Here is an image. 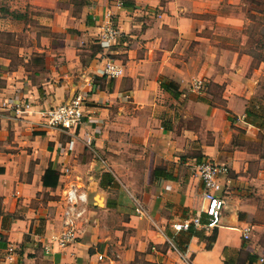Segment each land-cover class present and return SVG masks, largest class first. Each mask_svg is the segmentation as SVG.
Instances as JSON below:
<instances>
[{
    "label": "crops",
    "instance_id": "obj_1",
    "mask_svg": "<svg viewBox=\"0 0 264 264\" xmlns=\"http://www.w3.org/2000/svg\"><path fill=\"white\" fill-rule=\"evenodd\" d=\"M16 2L0 13V264H174L166 236L183 242L194 264H264V57L250 51L264 0ZM108 18L121 35L103 51ZM102 52L123 64L120 76L93 73ZM91 77V119L80 129L93 136L91 148L78 137L68 150L69 136L32 128L9 107L57 105ZM117 139L144 144L143 187L106 151ZM203 157L229 166L220 225L175 232L201 204L192 168ZM49 167L55 186L42 183ZM70 182L87 194L84 231L45 252Z\"/></svg>",
    "mask_w": 264,
    "mask_h": 264
},
{
    "label": "built area",
    "instance_id": "obj_2",
    "mask_svg": "<svg viewBox=\"0 0 264 264\" xmlns=\"http://www.w3.org/2000/svg\"><path fill=\"white\" fill-rule=\"evenodd\" d=\"M120 5V3H118ZM110 14H108V17ZM121 35L119 28L108 18L100 32L98 42L106 51L108 47ZM93 73L103 75L109 78L120 76L123 72V64L116 58L110 57L102 52L97 56L94 64ZM82 87L72 94L68 99L53 106H44L37 110L32 109V103L27 100L9 105L14 111V117L25 120L32 128L41 130H56L69 136L66 148H72L73 140L80 137L84 145L88 148L92 146L93 136L88 131H83L80 135V129L87 125L91 117L88 115V95L95 87L93 78H84ZM201 80H197L199 86ZM8 105V104H7ZM22 112H35L36 118H26L19 115ZM229 166L227 163H219L210 158L203 157L196 162L192 168L193 175L202 183L201 204L198 211L188 218L179 222H174L172 227L175 232L187 230L190 226L200 227L204 230H212L220 225L222 210L225 205L226 186L230 182L228 176ZM67 166H63L60 173L67 174ZM59 195L60 203V226L59 234L53 236L47 245L44 246L45 252H48L53 243L58 246H66L78 241L82 235L86 223L87 194L81 185L76 183H67L62 186ZM201 214L205 215V220H201ZM250 226L242 230V238H249ZM167 249L177 255L174 264H194L192 255L186 248L180 247L173 236H166ZM12 254V249L8 250V256ZM98 254V258H102ZM156 264H165L158 261Z\"/></svg>",
    "mask_w": 264,
    "mask_h": 264
},
{
    "label": "rangeland",
    "instance_id": "obj_3",
    "mask_svg": "<svg viewBox=\"0 0 264 264\" xmlns=\"http://www.w3.org/2000/svg\"><path fill=\"white\" fill-rule=\"evenodd\" d=\"M21 0H17L16 4L20 3ZM19 6V4L17 5ZM11 7V4H9V0H0V13L3 15H6L5 12L11 13L9 10ZM17 9V8H15ZM26 14L37 12L33 9H29V7L25 8ZM20 12V11H19ZM258 23H256L254 30H252L251 33V40L250 44H253L250 47V51L254 55V60H258L260 57H264V18H258ZM9 38L7 36H4V42H7ZM248 49V48H247ZM257 63V61H256ZM255 65V61L252 63L251 66ZM262 82V87L264 88V75L263 78L260 80ZM211 86V85H210ZM212 90L216 89V86H211ZM219 89V88H217ZM264 92V91H263ZM117 143L115 144L114 150H106L109 153H112L113 155L117 157H122V159H117L119 163H122V168L130 169L131 175H129L133 180H135L136 187L140 188L144 185V179H145V166H144V158H142V155H148L145 154L147 151L144 150L139 144L136 142L130 143L128 145L121 143L119 139L116 140ZM144 145V144H141ZM124 163H127L129 165L127 168L124 166ZM120 187V185H118ZM136 192V191H135Z\"/></svg>",
    "mask_w": 264,
    "mask_h": 264
},
{
    "label": "trees",
    "instance_id": "obj_4",
    "mask_svg": "<svg viewBox=\"0 0 264 264\" xmlns=\"http://www.w3.org/2000/svg\"><path fill=\"white\" fill-rule=\"evenodd\" d=\"M162 87H168V85H163ZM58 173L57 171L51 169L50 167L47 168L42 175V183L45 186H55L57 183ZM195 227L190 226L187 231L190 234H193L195 232ZM214 239V234L212 233L210 236L207 237L208 241H212ZM178 244L183 248V242H178ZM206 247H210V244H207Z\"/></svg>",
    "mask_w": 264,
    "mask_h": 264
}]
</instances>
